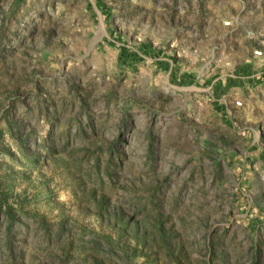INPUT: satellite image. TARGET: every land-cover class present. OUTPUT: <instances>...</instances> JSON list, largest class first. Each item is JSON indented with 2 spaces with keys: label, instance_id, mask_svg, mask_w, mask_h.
Masks as SVG:
<instances>
[{
  "label": "rangeland",
  "instance_id": "1",
  "mask_svg": "<svg viewBox=\"0 0 264 264\" xmlns=\"http://www.w3.org/2000/svg\"><path fill=\"white\" fill-rule=\"evenodd\" d=\"M0 264H264V0H0Z\"/></svg>",
  "mask_w": 264,
  "mask_h": 264
},
{
  "label": "built area",
  "instance_id": "2",
  "mask_svg": "<svg viewBox=\"0 0 264 264\" xmlns=\"http://www.w3.org/2000/svg\"><path fill=\"white\" fill-rule=\"evenodd\" d=\"M257 55L262 56V52H257Z\"/></svg>",
  "mask_w": 264,
  "mask_h": 264
}]
</instances>
